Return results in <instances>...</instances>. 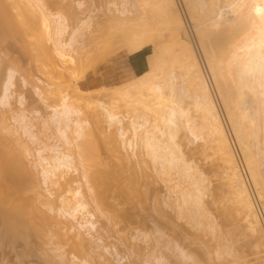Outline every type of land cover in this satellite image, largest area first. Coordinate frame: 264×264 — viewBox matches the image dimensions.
Listing matches in <instances>:
<instances>
[{"label":"bare ground","instance_id":"1","mask_svg":"<svg viewBox=\"0 0 264 264\" xmlns=\"http://www.w3.org/2000/svg\"><path fill=\"white\" fill-rule=\"evenodd\" d=\"M9 1L0 0V30H7L9 28L7 24L12 30L18 27L11 25L12 19H14L13 24L19 21L18 19L16 21V15L13 16L11 13L18 11L21 14L20 10H24L25 14L29 7H34L35 9L31 8V10L37 11L39 21L33 20L32 23H34H30L33 27L29 28L32 33L29 35L35 37V41L39 45L37 46L46 56H50L59 63V75L63 77L64 74H68L72 78L76 76L75 69L86 66L89 56L93 53L92 49L84 46V38L88 32L92 37L94 33H102L107 30H129L135 27L138 17L133 16L132 11L137 6L144 9L145 12L150 8L156 12L168 31L169 42L172 46L171 62L170 60L166 61L165 57L169 56L164 57V54L168 55L167 53L155 54L152 68L149 71L150 74L153 73V76H147V73L135 82L121 84L123 86L120 88L115 87L111 94L112 106L102 99L98 100L94 116L96 119L97 117L104 118L108 128L113 125L116 127L117 132L110 131L108 138L111 140L117 134L121 140L120 143H122V147L118 146L119 148L124 147L123 149L130 151L129 154L135 158L140 155L138 154L140 148L144 150L153 164L156 175L164 181L167 188L168 196L165 204L176 211L178 218L189 219L192 227L199 229H210L211 227L213 229V223L210 222L211 219L207 214L204 202V196L209 187L208 180L206 181L204 174L196 169L192 161L186 159L180 146L176 143L178 128L180 129L182 126L180 118L185 117L186 114V110L181 107L182 105L180 106V102L176 98L180 99L182 96L190 94L191 97H188L193 99L195 107L201 114L203 122L201 129L206 130L205 134L208 138L206 139L208 143H212V145L209 143V146H212L213 153L215 151L221 163L223 174L227 180L228 194L232 200L231 204L235 205L232 207L236 208L235 210L241 215L243 214L245 228L253 238L256 257L260 260L259 264H264V231H262L261 216L249 184L245 180L244 171L230 140L218 104L214 99V94H212L207 74H205L196 53V48L185 33V19L182 18L180 10H178L177 0H108L100 8L90 9L72 29L66 16L75 15L76 8H72V5L64 6L65 15L63 12L48 13L43 0H26L28 4L23 7L19 5L20 0ZM3 2L9 3L7 7ZM182 2L185 5L189 22L196 33L198 46L201 49L209 75L217 84V95H219L227 121L241 150L242 158L249 170L255 189L257 188L258 198L263 201L264 205V177L260 168L262 160L259 161L256 152L252 150V141L255 136L254 140L261 145L259 151L264 154V0H182ZM83 3V0L77 1L79 7H82ZM9 6L14 12H11ZM7 11L11 16L7 14L9 17L3 18ZM27 12L29 14L32 11ZM4 19L6 20L4 21ZM21 19L18 22L20 25L23 22ZM25 25L22 27H27ZM25 29L23 31H26ZM3 32H0L1 36L4 34ZM66 33L68 36L64 37ZM214 33H219V37L213 42L211 35ZM139 38L142 39V36L140 35ZM94 39L96 38L94 37L92 40ZM123 46H126V43H123ZM81 52L79 58L75 56ZM136 52L138 50L135 51V54ZM64 65L67 66L65 70H63ZM175 68H179L181 76L185 78L183 84L186 85L181 87L182 89L179 87L180 90L175 85L176 78L179 76L175 72L179 70ZM14 74L13 69L8 70V77L0 97L2 106L10 105L9 99L12 95L11 88L14 86ZM23 82L25 83L26 80L23 79ZM180 85L182 84L180 83ZM49 88L53 89L54 94L57 95L58 102L51 107L49 115L42 119V125L44 127L49 124L52 126L53 132L49 138H52L54 143H45L43 138L39 137L36 132V124L25 114L24 110L16 112L13 117L24 137L40 145L36 150V163L33 168L39 169L42 182L46 187L45 191H48L49 195L43 194V189L37 183H32L30 189H27L28 185L26 188L31 172L29 161L26 163L30 156V149L24 145V141L20 138L22 134L17 135L15 130L5 124L4 119L1 121L0 132L5 130L12 137L9 140L6 138V134L5 137L0 135V219L11 237H24L31 232L41 233L45 237V234L51 233L55 239L53 243L57 242L56 244H58L57 250L62 251L57 255L60 259L58 264H70V262L71 264H113L109 257H112L116 264H128L130 258L136 255L135 250L141 247L138 242L147 245L150 238L147 234L131 236V240H129L130 253L127 255H122L117 246L111 247L110 244H105L104 235L100 233L99 229L108 233L107 227L111 223L109 221L111 218L109 219V214H106L100 207L102 201L98 200L100 193L97 190V181L105 180V175L94 172L93 162L89 163L92 161L91 159L83 162L87 155L83 156L86 153H82L83 145L80 143L89 140L86 137V130L90 123L82 118L83 113L78 108V104L71 101V97L67 94L62 93L59 83L51 82ZM75 88L76 90L81 89L78 85ZM165 88H168L172 94V100L168 99L170 102L168 101V104L163 106L162 103L167 100L166 97H163ZM35 93L41 100L44 99L43 90L35 88ZM249 97L256 101L255 108H252L249 103ZM18 102L20 105L24 104L25 98L22 94L19 96ZM120 103H123L128 111H132L128 123H125L117 111ZM148 111H155V120L157 119L160 123L149 127ZM35 112L40 114L38 110ZM148 114L150 115V113ZM98 120L95 121L98 122ZM100 121L102 119L98 123ZM187 121L194 126L188 127L187 123L189 133L193 138H198L202 133L199 134V130L198 133L196 132V125L191 122L190 117ZM183 126L186 124L184 123ZM118 137L116 138L118 139ZM199 139L203 140L202 137ZM72 147L77 150L78 163L82 164L83 162L82 166L84 167V164L87 165L85 168L79 166L83 172V174L79 173V176H82L85 186L90 191L96 204V210L109 221L106 222L109 224L108 226L104 223L105 227H98L96 214L88 210V203L83 200L84 195L80 185L83 181L69 175V173L77 174L78 171H81L75 164L76 155L74 157V154L76 153H72ZM122 154L120 157H123ZM87 158L90 157L87 156ZM90 165H92V169H89ZM132 172L135 174V168ZM25 174L28 175V179ZM173 174L176 177H173ZM33 175L34 173L30 174V176ZM175 179L185 183V186L181 187V183L175 182ZM29 190L32 192V196L27 198L25 195ZM53 190L61 191V194L58 195L57 192L56 196L58 197H56L55 194H52ZM42 206L45 208L44 210ZM156 234L158 238L164 237V233L158 229H156ZM126 240H124L125 243L128 242ZM125 243L123 245L128 247V244ZM173 247L182 258L190 259L186 250L177 242ZM161 249L160 245H153L145 258L141 260L142 263L168 264V259ZM79 253L81 254L79 255ZM217 255L221 256L220 253ZM66 256L70 257L69 262L66 260Z\"/></svg>","mask_w":264,"mask_h":264},{"label":"rangeland","instance_id":"2","mask_svg":"<svg viewBox=\"0 0 264 264\" xmlns=\"http://www.w3.org/2000/svg\"><path fill=\"white\" fill-rule=\"evenodd\" d=\"M43 1L46 3L47 12L51 14H56L58 12H63L65 14L64 6L67 4L68 6L72 5V8L74 7V9L76 8L74 16L72 14V16L65 14L69 20L70 28L72 29L77 25L80 19L85 17V14L90 9L100 8L102 5H105V2L108 0H83L84 3L82 7L77 5V1L79 0ZM177 3L178 10H180L179 12L182 18L185 19V33L193 43L194 48H196V53L200 58L205 74H207L212 94H214V99L218 104L220 109L219 111L223 121L225 122V126L227 127L230 140L233 143L232 145L238 156L240 165L242 166L241 168L244 171L243 174L246 178L245 180L247 181V184H249L248 186L253 194V198L255 199L254 201L256 202L255 204L258 207L262 221L261 224L263 226L262 231H264L263 201L258 198L257 188L255 189L249 170L242 158L241 150L235 141L234 134L227 121L224 108L221 104L219 95H217V84L209 75L201 49L198 46L199 44L196 33L189 22L185 5L182 0H177ZM7 4L5 7H7ZM25 4H28L26 3V0H20L19 5L21 7ZM20 6L19 8H21ZM31 8L35 9L34 7H29L27 9L26 7L27 11H32L30 12L31 14H28L26 11L27 17L26 12L25 14L23 13L24 10H20L21 15L17 11V8V10L13 8L17 12H14L12 8L10 9L12 10L11 12H14L11 14L13 16L16 15V21L19 20L18 22H20V19L22 18L21 20H23L24 23L27 20L25 23L26 25L29 22L27 27H25L26 25L23 22L21 25L16 21V23L13 24L14 19H12V21L10 19L12 22L11 25H14L13 27L18 26L15 27L16 30H12L10 28V25L7 24L10 23L8 21L6 24L9 27L8 29H10H7L9 32L6 29H3L4 32L3 30H0V32L2 31L4 33H1L2 36L0 35V97L5 81L8 77V70L13 69L15 71L14 86L11 88L12 95L9 99L10 105L2 106L0 104V127L2 126L1 121L5 119L4 122L10 127V129L15 130L17 135L22 134V131L14 122L13 117L16 115V112L24 110L25 114L36 124V132L39 137L43 138L45 143H54V140L49 138L53 132L52 126L49 124V126L44 127L42 125V119L49 115L51 107L56 105L58 102V97L54 94L53 89L49 88V84H51V82L59 83L62 93L67 94L71 97V101H75L78 104V108L83 113L82 118L90 123L86 130V137L89 140L80 142L81 145H83L82 153H86L83 156L87 155L90 157L87 158L86 156L83 162L85 163L91 159L92 161H89V163L93 162V167L95 168L94 172L105 175V180L100 179L97 181V190H99L98 192L100 193L98 200L102 201L100 202V207L104 210V212H106V214H109V219L111 218V220H109L111 221L110 225L106 223L109 221H107L105 217L101 216L99 214L100 212L96 210V204L93 201L91 193L87 189V186H85V182L82 180L83 178H81L82 176H79V173L82 172V169L79 166H82L83 162L82 164L78 163V156L76 153L77 150L74 149V147L71 148L72 153H76L74 154V157L76 155L75 164H77V167H79L78 169L81 171H78L77 174L72 172L69 173V175L83 181L80 184L84 195L83 200L88 203V210L96 214L98 227H103L105 224H107V226L109 225L108 227L106 226L109 230L108 233H106L103 229H99L100 233L104 235V239L106 241L105 244H110L109 246L111 247L115 245L118 247L122 255H127L130 253L129 240H131V236L147 234L150 238L149 244L146 245L143 242H138L141 247L140 249L135 250L136 255L130 258V261L127 262L128 264H143L141 260L145 258L153 245H160L162 247L161 250L167 257L168 264H259L260 260L256 257L257 255L253 244V238L245 228L244 221L242 219L243 214L241 215L240 212L235 210V205L231 204L232 200H230V196L228 194L227 180L223 174L221 163L215 151L213 153L214 149L212 146H209L210 142L208 143L207 141V134H205L206 130L201 129V125L203 126L201 114L195 107L193 99L190 98V94L182 96L181 98L183 100L181 98H176V100L180 102V106L182 105L181 107L186 110L185 117L183 116L180 118L182 122L180 125H182V128H178L176 143L180 146V149L183 151L186 159L192 161L196 169L204 174L206 181L208 180L207 182L209 187L207 194L205 193L204 202L207 214L211 219L210 222L212 221L211 224L213 223V229H211V227L210 229L192 227L193 225L190 224L189 219L178 218L176 211L172 210L165 204L168 196L167 188L164 181L159 179L156 175L153 164L150 158L145 154L144 150L140 148L141 151H138V154L140 155H137L135 158L132 154H129L131 153L130 151L124 150V147L119 148L122 147V143H120L121 140L117 134L112 138L113 140H109L108 138L110 131H114V133L117 132L116 127L113 125V127L111 126V128H108L107 122L104 121V118L97 117L96 119V116H94L96 115L94 111L96 110L98 100L102 99L108 105L112 106L113 100L111 98V94L114 92L115 87L120 88L123 86L121 84L135 82L147 73V76H153V73L150 74L149 71L152 68L151 65L155 54L159 55L165 52L168 55L164 54V57L169 56L165 57L166 61L169 62L170 60L171 62L172 46L169 42L168 31L164 23L157 16L156 12H154L152 8L147 9V12H145L144 9L137 6V8L132 11L133 16L138 17V20L135 22V27L129 30H107L102 33H94L92 37H90L88 32L84 38V46H86L85 48L92 49L93 53L89 56L88 63H85L86 66H80L75 69L76 76L72 78V76H69L68 74H64L63 77L59 75V63H57V61L50 56H46L38 47L39 45L36 43L35 37L29 35L32 34L30 33L31 29H29L31 26L33 27L31 24L34 22L32 23V21H39L37 11H33V9L31 10ZM5 10L8 9L5 8ZM8 12L9 11L5 13L3 18L11 16ZM15 13H19L20 16ZM5 20L6 19H4V21ZM23 25H25L24 27L26 29L22 27ZM23 29H25L27 33L26 31H23ZM19 32L21 33L19 34ZM140 35L142 36V39L139 38ZM67 36L68 34L66 33L64 37ZM94 37L96 39L92 40ZM218 37L219 33L211 35L213 42L216 41ZM123 43H126V46L122 47ZM218 49L220 50L219 47ZM137 50L138 52L135 54V51ZM79 54L81 55L82 52L75 54V56L79 58ZM108 61H110L112 66H115L117 69L115 78L113 79V82H116L115 84L110 86L101 85L100 87L94 89L83 88L79 85V83L85 79H96L94 76L95 69L101 63ZM65 67L67 66L64 65L63 70L66 69ZM177 70L179 71L175 72H177L176 74L179 76L176 78L177 81H175V85L177 89L180 90V88H183L186 84H183L185 83L183 82L185 81V78L181 76L180 69L178 68ZM23 79L26 80L25 83L23 82ZM180 83L182 85H180ZM76 85L80 86L81 89L76 90ZM35 88H40L44 91L45 94L43 95V100H41L35 93ZM165 89L167 91H164L163 97H166L165 99L167 100L162 103L163 106L168 104V101L170 102L168 99L172 100V94L168 88ZM21 94L25 98L23 105H20L18 102V98ZM249 103L252 108L256 107V101L253 98L249 97ZM36 110H38L40 114H37L35 112ZM117 111L119 112L120 117L124 119L125 123H128L132 115V111H128V109L123 106V103H120V107ZM148 113H150V115ZM155 115V111L147 112V117L150 120L149 127L153 124L160 123L157 119L155 120ZM1 117H3V119H1ZM188 117H190L191 122L196 125V132L199 130V134L202 133L198 138H193V136L189 133L188 127L193 125L188 123ZM100 118L102 121L98 123L99 120H101ZM94 119L99 120L96 122ZM184 123L186 126H183ZM5 134L6 138L10 140L12 136H9L5 130H1L0 135H2V137L4 135L5 137ZM116 137H118V139ZM200 137H202L203 140L199 139ZM20 138L24 141V145L30 149V156L28 157L26 163L29 161L28 165H30L29 167L31 169L30 174L32 175L34 173L33 176H30L28 173L30 179L27 180L26 188L28 185L27 189H30V185H33L32 183H37L43 189V194L48 196L49 193H47L48 191H45L46 187L42 182V176L39 169L33 168L35 167L34 163H36V150L40 147V145L33 143L28 138L24 137L23 134ZM115 138L117 139L116 141ZM254 139L255 136L252 141V150L256 152V157H258L259 161L260 159L263 161L260 162V168L264 177V154L259 151L261 145L257 144ZM116 143L120 144L117 145ZM210 144L212 145V143ZM207 146L208 150L206 149ZM121 154L123 157H120ZM136 161L142 162L137 163ZM84 165L85 167L87 166L86 164ZM91 166L92 165H90L89 169H92ZM145 166L146 168H144ZM133 167L136 171L135 174L132 172V170H134ZM27 176L28 175L25 174L26 179L29 178ZM173 177L176 176L173 174ZM175 182L179 183L180 180L175 179ZM180 183L181 187L185 186V183ZM53 191L52 194H55V196L57 195V192L58 195L61 194V191ZM26 193L25 197L29 198L32 196V192L30 190ZM56 203L59 202L56 201ZM42 209L44 210L45 208L42 206ZM214 227L216 228L214 229ZM156 229L164 233L163 238H158ZM8 234L9 233L6 230V227L0 219V264H58L60 262L57 255L62 251H60V249L57 250L58 244H56L57 242L53 243L55 239H53L54 237L51 233L45 234V237L41 233L33 232L30 234L28 233L27 236L24 237H11V235ZM50 236L51 238H49ZM122 237L124 240L127 239L129 243L127 240V243H125ZM175 242L186 250L190 259H184L181 255H179L173 247ZM123 243L128 244V247L123 245ZM146 246L148 247L146 248ZM217 253H220L221 256L218 257ZM80 254L81 253H79V255ZM69 256H66V260L70 259ZM109 259L113 264H116L112 257H109ZM69 261L70 260H68V262Z\"/></svg>","mask_w":264,"mask_h":264},{"label":"crops","instance_id":"3","mask_svg":"<svg viewBox=\"0 0 264 264\" xmlns=\"http://www.w3.org/2000/svg\"><path fill=\"white\" fill-rule=\"evenodd\" d=\"M116 71H117L116 67L112 66V63H110V61L101 63L94 71L95 72L94 76L96 79H91V78L85 79L81 81L79 85L82 86L83 88H88V89L89 88L94 89L100 87L101 85H105V86L113 85L116 83L113 82Z\"/></svg>","mask_w":264,"mask_h":264}]
</instances>
